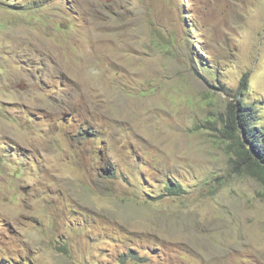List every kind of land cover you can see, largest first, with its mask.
<instances>
[{"label":"rangeland","instance_id":"1","mask_svg":"<svg viewBox=\"0 0 264 264\" xmlns=\"http://www.w3.org/2000/svg\"><path fill=\"white\" fill-rule=\"evenodd\" d=\"M236 98L264 0H0V264H264Z\"/></svg>","mask_w":264,"mask_h":264},{"label":"trees","instance_id":"2","mask_svg":"<svg viewBox=\"0 0 264 264\" xmlns=\"http://www.w3.org/2000/svg\"><path fill=\"white\" fill-rule=\"evenodd\" d=\"M256 118V111L236 98L227 107L222 133L229 138L232 165L264 186V129L257 125ZM169 191L175 194L182 188L172 185Z\"/></svg>","mask_w":264,"mask_h":264}]
</instances>
